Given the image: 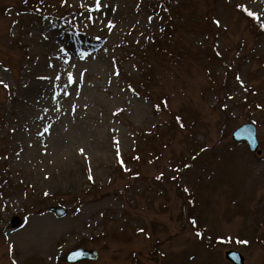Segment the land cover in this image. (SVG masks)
<instances>
[{"label":"rangeland","instance_id":"1","mask_svg":"<svg viewBox=\"0 0 264 264\" xmlns=\"http://www.w3.org/2000/svg\"><path fill=\"white\" fill-rule=\"evenodd\" d=\"M262 26L264 0H0V264H264Z\"/></svg>","mask_w":264,"mask_h":264},{"label":"water","instance_id":"2","mask_svg":"<svg viewBox=\"0 0 264 264\" xmlns=\"http://www.w3.org/2000/svg\"><path fill=\"white\" fill-rule=\"evenodd\" d=\"M233 138L236 140H240V139H246L250 145V148L252 150H255L257 147V141H256V137H255V128L252 124H244L243 126H241L239 129H237L234 133H233ZM51 211H54L56 214L58 215H63L65 213V210L61 207H53L50 209ZM18 223L17 219H14L12 221V225H16ZM86 252V251H85ZM84 251H81L82 254L85 253ZM79 253V252H77ZM237 256L239 257V262L238 264L242 263V257L237 253H233V252H227L226 253V257L231 259V257Z\"/></svg>","mask_w":264,"mask_h":264},{"label":"snow or ice","instance_id":"3","mask_svg":"<svg viewBox=\"0 0 264 264\" xmlns=\"http://www.w3.org/2000/svg\"><path fill=\"white\" fill-rule=\"evenodd\" d=\"M99 8H100V0H96V9L97 10H99ZM248 14L250 15V16H255V14L254 13H252V12H248ZM218 23V22H217ZM109 27H111V25H109ZM262 27H264V26H262ZM69 79L71 80V77H69ZM0 83H2V82H0ZM5 87H7V85H4ZM81 151H83V150H81ZM92 177L90 176L89 177V179H91ZM46 195H47V193H46ZM193 223H195V222H193Z\"/></svg>","mask_w":264,"mask_h":264}]
</instances>
